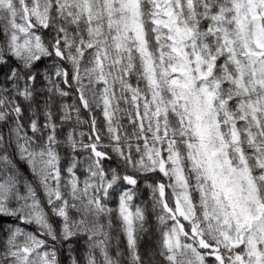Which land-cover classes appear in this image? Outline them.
<instances>
[{
    "label": "clouds",
    "instance_id": "obj_1",
    "mask_svg": "<svg viewBox=\"0 0 264 264\" xmlns=\"http://www.w3.org/2000/svg\"><path fill=\"white\" fill-rule=\"evenodd\" d=\"M0 264H264V0H0Z\"/></svg>",
    "mask_w": 264,
    "mask_h": 264
}]
</instances>
